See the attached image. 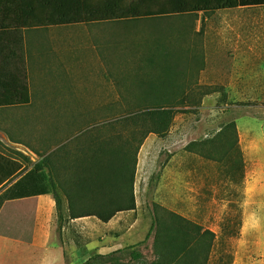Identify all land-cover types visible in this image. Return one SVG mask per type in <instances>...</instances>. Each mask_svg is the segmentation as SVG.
<instances>
[{
  "label": "rangeland",
  "instance_id": "obj_1",
  "mask_svg": "<svg viewBox=\"0 0 264 264\" xmlns=\"http://www.w3.org/2000/svg\"><path fill=\"white\" fill-rule=\"evenodd\" d=\"M25 37L32 105L0 110V144L25 169L58 149L77 155L84 130L139 108L172 112L138 154L136 210L65 222L67 259L127 263L126 249L143 242L153 260L158 205L215 234L208 264H264V8ZM28 204L17 235L0 238V264L43 261Z\"/></svg>",
  "mask_w": 264,
  "mask_h": 264
},
{
  "label": "trees",
  "instance_id": "obj_2",
  "mask_svg": "<svg viewBox=\"0 0 264 264\" xmlns=\"http://www.w3.org/2000/svg\"><path fill=\"white\" fill-rule=\"evenodd\" d=\"M249 7H264V0H0V110L31 105L26 33ZM171 119L172 112L161 107L145 112L139 108L115 122L84 130L79 138H87L77 155L63 158V149H58L41 156L30 169L0 154L8 171L5 181L17 180L0 195V210L7 201L52 194L60 227L88 217L109 223L119 213L136 210L138 154L150 134L166 133ZM153 232V260L139 249L142 242L126 249L130 251L127 263L114 264H208L215 248L213 232L158 205L146 240Z\"/></svg>",
  "mask_w": 264,
  "mask_h": 264
},
{
  "label": "crops",
  "instance_id": "obj_3",
  "mask_svg": "<svg viewBox=\"0 0 264 264\" xmlns=\"http://www.w3.org/2000/svg\"><path fill=\"white\" fill-rule=\"evenodd\" d=\"M0 141L3 142V140ZM3 143L5 144L6 142ZM2 149H0V154L8 156L5 152L7 151V149L3 146ZM7 174V166L5 162L0 159V195L17 181L15 180L12 183H8V181H5V177L7 176ZM1 181L3 182L2 184ZM23 203H29V210L31 211L34 222L31 232L32 241L35 243V245L40 246V248L44 250L43 261H41V264H44V262L46 261L50 262V264H86V261H83L81 263V261L78 260V262H75L76 258L67 259V253L71 250L65 236L66 226L64 224L60 227L59 224V228H61V231H58V213L56 209V201L52 194L5 202L2 209L0 210V238L17 235L16 229L19 228L18 221H21ZM68 203V200L64 201V204ZM84 219L86 218H80L71 221L76 223ZM5 223H7L8 225H6ZM76 250L77 248L75 246L74 251Z\"/></svg>",
  "mask_w": 264,
  "mask_h": 264
}]
</instances>
